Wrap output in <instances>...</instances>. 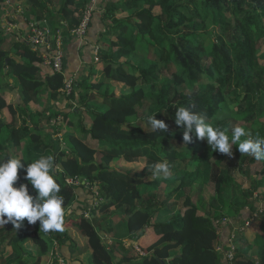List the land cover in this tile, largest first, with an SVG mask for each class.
Instances as JSON below:
<instances>
[{"label":"trees","instance_id":"1","mask_svg":"<svg viewBox=\"0 0 264 264\" xmlns=\"http://www.w3.org/2000/svg\"><path fill=\"white\" fill-rule=\"evenodd\" d=\"M59 1L63 50L89 0H26L25 16L38 28ZM10 2L0 0V20ZM97 7L89 28L100 12L92 62L100 75L72 79L69 97L63 67L44 65L43 77L47 52L0 22V47L12 46L0 50V264H224L231 247L234 264H264V0H99ZM50 30L48 39L56 35ZM139 43L148 56L136 61ZM114 85L116 93L102 91ZM14 89L19 101L9 110ZM42 92L52 102L74 100L67 108H79V120L63 121L76 135L46 132L50 121L40 128L45 116L30 106L40 105ZM22 144L32 145L27 156ZM114 162H144L149 173ZM142 185L155 188L140 193ZM13 188L22 190L17 207ZM223 205L230 223L218 220ZM113 222H124L133 242L145 228L156 239L144 255L117 239L106 244Z\"/></svg>","mask_w":264,"mask_h":264},{"label":"rangeland","instance_id":"2","mask_svg":"<svg viewBox=\"0 0 264 264\" xmlns=\"http://www.w3.org/2000/svg\"><path fill=\"white\" fill-rule=\"evenodd\" d=\"M59 4V7H61V2L59 1V3H57L56 5H50L51 7H53V9L55 10V11H57V5ZM99 5V0H98V2H97V5H96V8H98L97 6ZM80 7V6H79ZM21 9H19V11H20V13H26L27 11H26V7L22 4L21 5V7H20ZM95 8V9H96ZM60 9V8H59ZM58 9V10H59ZM82 9V12L81 13H83V12H85V10L87 9V4L84 6V7H82L81 8ZM98 11H96V13H97ZM27 15V14H26ZM29 18V17H28ZM28 21H29V29H31V31H30V33L28 34V37H27V42H28V38H30V40H31V33L33 32V31H35V30H37V32H38V29L39 30H42L43 32H45V31H47V32H51V30H49V28H50V26L48 25V24H46L47 22L48 23H51L52 22V20H49V19H47L46 21H44V22H42V23H40V24H38L37 26H38V28L37 27H35V25H34V22L33 21H30L29 19H28ZM0 22H4V23H6V24H9V20H7V17H6V13H4L3 14V16H2V18H1V20H0ZM3 27V29H4V31H8V30H10L8 27H5L4 25L2 26ZM11 28V27H10ZM29 29H28V31H29ZM58 34V33H57ZM57 34L56 35H51L50 37H49V39H48V46L46 47V50L48 51V55L49 56H53L54 55V52H55V50H56V47H54V45H52V40L55 38V40H54V43L56 42V38H57ZM70 36L71 37H73L72 35H71V33H70ZM82 42H85V41H82ZM9 47H12L11 46V44H10V42H5L4 44H3V46L2 47H0V50H2V51H8V49H9ZM61 52H62V54H63V56H64V52H63V50L61 49ZM10 55L12 56L13 55V53H10ZM94 56H96V58H95V60L97 59V49H95L94 50V52H93V57ZM148 56V54H147V51H146V46L144 45V44H142L141 45V43H139L138 45H137V47H136V51H135V53H134V59L136 60V61H140L141 59H140V57L141 58H144V57H147ZM19 58V57H18ZM96 62V61H95ZM100 74H94V76L92 77V79L90 80L91 82H93L94 80H96L97 79V77L99 76ZM91 82H88L89 84L91 83ZM73 83H75V82H73ZM80 90L77 88V91L76 92H79ZM102 91H107V94H111L112 92H115L116 93V91H118V88H116V85H114L113 87L111 86H109L108 88H106V89H104L103 88V90ZM10 92H12L11 90H10ZM72 93H73V85H72V92H71V94L70 95H72ZM66 97H69L70 95H66V94H64ZM44 96H46V95H44ZM7 101H8V105H9V110L11 109V108H13V106L14 105H17V103H18V101H19V99H18V97L17 96H15V95H13V92L11 93V97L10 98H7ZM59 105L61 106V105H63L64 107H66V106H70V105H72L73 103H74V100H68L66 103L65 102H63L62 101V99H60V101H59ZM57 107V106H56ZM37 108H40L41 110L43 109V110H45V109H50L51 111H54L56 114H52V116H54V117H56L57 116V111H58V113L60 114L59 116H57L55 119H53V122H52V124H51V126H48V132H52L51 131V127H59L60 129H63V133H69V134H72V135H76V133L75 132H73L74 130H72L71 128H69L68 127V125L66 124V122H64L63 121V117L64 116H67V118L68 119H70V121H78L79 120V115L80 114H78V112H80L81 110L78 108V112H76L75 114L73 113V111H75V109H74V106L72 107V108H67V110L66 111H60V110H64V109H57V111H56V108L54 109V104L53 105H51L50 104V102L45 98V97H43L42 98V101H41V105H31L30 106V109H31V111H35ZM4 114H6L7 115V112L6 111H4ZM88 124L89 123H87L86 124V127L88 126ZM246 128L244 127V126H241V129H240V133H242L244 130H245ZM236 131H239V128H237V130ZM52 138L55 140V139H57V136L56 135H54V136H52ZM61 139V138H60ZM62 140V139H61ZM29 145L30 146H32L31 144H24V146H23V144H22V147H23V156H27L28 155V153H29V150H26V149H28L29 148ZM229 150H231L232 149V147H229L228 148ZM19 153H21V151L19 152ZM32 156H33V152H32ZM162 165L163 164H161V165H158L157 166V168L154 170L155 172H157V170H161V167H162ZM117 166H119V167H122V168H124V167H127V168H130V169H133L135 172H136V174H138L139 173V175L141 174V176H143V175H145V174H147V173H149V172H144V171H142L143 170V168L145 167V164H144V162H139V163H137V164H125V163H120V162H114L113 164H112V167H117ZM45 168V167H44ZM46 173H48V172H46ZM152 173H154V172H152ZM157 174V173H156ZM161 175V174H160ZM160 175H155L154 177H157V178H159V182L161 183V185H163V184H167L168 182H169V177H165V176H160ZM235 180H237V182L238 183H236V186H238V185H241V184H243L245 181L244 180H242V179H238V176H235ZM171 181L173 180V179H170ZM243 187L244 188H247V183H244L243 184ZM154 186H144V185H142L141 187H139V191H140V193H143L146 189H149L150 191H152V190H154ZM21 192H22V190L21 189H19V188H13L12 190H11V196H12V202H13V206H19V197H20V195H21ZM260 192L261 193H263L264 192V189H261L260 190ZM208 194H207V196L208 197H211V198H209V199H206V208H207V206H208V204H209V202H210V200L212 199V196L210 195V193L209 192H207ZM134 195H136V193L134 194ZM219 206H221V201H220V196L218 195L217 197H216V200H215V202H214V208L215 207H219ZM25 209V208H24ZM24 209H22V208H20V210H21V213H23V211L26 213V211L24 210ZM23 210V211H22ZM209 210H211V209H209ZM221 210L223 211V213H220L221 214V220L220 219H218L219 220V222L220 223H223V222H225V221H228V223H230V219H229V217L232 215V212H229V209H228V206L227 205H223V207L221 208ZM211 212H213V215H215V212L213 211V210H211ZM71 212L69 211V210H66L63 214L65 215V216H68L69 214H70ZM229 215V216H228ZM227 216H228V218H227ZM59 217V216H58ZM125 222V221H124ZM124 222H118V224L116 223V222H113L112 223V229H113V231H114V234H110L108 237V239L107 238H105V240H107V243H110L111 242V240H113V239H117V240H119L120 242H122L126 247H132V248H134L137 252L138 251H140V252H142V253H144V250L146 249V248H148L149 246H148V244L153 240V238H148V236L149 235H151V233L153 234V232L151 231V230H145V231H147V233L146 234H144V236L142 237V238H140L137 242H133L132 240H130L128 237H127V235H126V232L127 231H125V229L124 228H122V224H123V227H125V224H124ZM66 225V228H69L70 227V224H65ZM2 227V224H0V228ZM71 229V228H70ZM5 231V230H4ZM70 232L73 234V233H76L75 231H73V230H70ZM71 234V236H72V238H74V240H78V238L76 239V237L75 236H73ZM155 237V236H154ZM145 238V239H144ZM124 239H127L128 241L127 242H124L125 240ZM142 239H144V242L142 243V244H140V242H141V240ZM156 239V238H155ZM78 244L79 243H81V239H79L78 241ZM9 248V246H7V249ZM31 250V249H30ZM33 254V256H35V251H31ZM50 255V254H49ZM63 263H65L64 261H61L60 262V264H63Z\"/></svg>","mask_w":264,"mask_h":264},{"label":"crops","instance_id":"3","mask_svg":"<svg viewBox=\"0 0 264 264\" xmlns=\"http://www.w3.org/2000/svg\"><path fill=\"white\" fill-rule=\"evenodd\" d=\"M101 3H102V1H101ZM22 4L26 7V10L29 9V6L26 3V0H12V2H10V4L7 7V11L5 12L7 20H9L10 22H9V24H6L3 22V25L10 29L7 32L4 31L5 33L13 34L16 36V39L24 41L27 44L28 43L27 37L29 34V31H28L29 21H27V17L25 16V14L20 13V11H19V9H21L20 7ZM57 6H58L57 11H55L53 9V7L50 6L51 11L55 15H53V19H52L53 22H51V23L47 22L46 23L55 31V34L61 33L63 31V28L61 27L62 24H66L64 20L59 19V16H58V13H59L58 9L60 8L59 4ZM23 14H24V17H23ZM99 17H100V12H97L94 14L92 25L88 30V33L85 37V40H83L85 42H82L78 39L71 38L68 40L69 42H67L66 44L63 45L64 56H63V64H62L63 66L62 67H63V75L65 77V80L71 78L74 81L78 82L80 79H82V77H88L91 73L100 74V72H99L100 69H98L97 67H95V68L92 67V62L94 59L93 52L95 49H98V46L95 42V38L97 39V33L101 30V26L99 23ZM29 20L32 21V19H29ZM63 21H64V23H63ZM64 27H66V26H64ZM51 28H49V30ZM40 69H41V73H42L43 77H44V75L50 73V69L44 65H42L40 67ZM11 91L13 92V95L17 96L19 99V94L16 92L17 90L14 89ZM12 92L7 91L6 101H7V98L11 97ZM44 95H46V96H44ZM43 97H45L50 102L51 105L54 104V109L56 108V111L58 108L64 109V110H60V111H66L67 110V106L64 107L63 105H61V106L59 105L60 104L59 101L61 99L60 97L57 99V101L52 102L48 99L47 94L45 92H42L41 97H40L41 101H42ZM63 102L66 103V101H64V100H63ZM7 103H8V101H7ZM40 105H41V103H40ZM14 106H16V105H14ZM33 112H36L37 114H42L45 116V118H42L41 124H39L40 128L46 127L45 122H47V121L48 122L50 121V123L47 125V127L51 126L53 119H49L48 117L51 116L52 114L53 115L56 114L54 111H51L50 109H45V110L42 109L41 110L40 108H37ZM59 115L60 114H58L57 116H59ZM7 116H8V113H7ZM69 120H68V123L69 122H71V123L77 122V121H73V120L69 121ZM55 127L54 126L51 127V131H52V128H55ZM68 127L71 128L69 125H68ZM89 127H90V124H88V126L86 128L89 129ZM60 130L63 131V129H60ZM45 131L48 132V128H46ZM146 233H147V231H146ZM148 238H150V239L153 238V240L148 244V246H149L155 240V237L151 233V235H149ZM144 239L141 240L140 244H142L144 242ZM124 240H125L124 242L128 241L127 239H124ZM9 250H10V248H8V251Z\"/></svg>","mask_w":264,"mask_h":264},{"label":"built area","instance_id":"4","mask_svg":"<svg viewBox=\"0 0 264 264\" xmlns=\"http://www.w3.org/2000/svg\"><path fill=\"white\" fill-rule=\"evenodd\" d=\"M97 2L98 0H89V2L87 3V9L85 10V12H83L82 18H81V21L78 27L70 32L74 39H78L80 41L85 40L93 13L97 5ZM30 35H31V40L30 38H28V43L32 44L35 47L36 46L41 47V50H45L47 52V54H43L42 56L43 65L52 66V69L55 72H62L61 70H62L63 54L61 52L60 37L57 36L56 38V42L54 45V47H56V50L54 52V55L49 56L48 51L46 50V47L48 46L49 32L47 31L43 32L42 30L38 29V32L37 30H35ZM95 57L96 56H94V58ZM72 85H73V80L71 78L65 80L64 86L61 90L62 93L66 95H70L72 92ZM87 216L88 215H85V217ZM138 252L140 255H144V253L140 251ZM233 259H234V255H233L232 247H231V248H228V252L226 254L224 264H234Z\"/></svg>","mask_w":264,"mask_h":264},{"label":"water","instance_id":"5","mask_svg":"<svg viewBox=\"0 0 264 264\" xmlns=\"http://www.w3.org/2000/svg\"><path fill=\"white\" fill-rule=\"evenodd\" d=\"M30 47L33 49L34 48V46L31 44L30 45ZM145 230H146V228H145ZM105 243L107 244V240H105Z\"/></svg>","mask_w":264,"mask_h":264}]
</instances>
